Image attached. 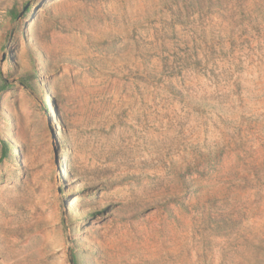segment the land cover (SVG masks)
<instances>
[{
  "label": "rangeland",
  "instance_id": "374dc122",
  "mask_svg": "<svg viewBox=\"0 0 264 264\" xmlns=\"http://www.w3.org/2000/svg\"><path fill=\"white\" fill-rule=\"evenodd\" d=\"M0 264H264V0H0Z\"/></svg>",
  "mask_w": 264,
  "mask_h": 264
},
{
  "label": "trees",
  "instance_id": "16d2710c",
  "mask_svg": "<svg viewBox=\"0 0 264 264\" xmlns=\"http://www.w3.org/2000/svg\"><path fill=\"white\" fill-rule=\"evenodd\" d=\"M17 16V15H16ZM5 154H6V149H5Z\"/></svg>",
  "mask_w": 264,
  "mask_h": 264
}]
</instances>
